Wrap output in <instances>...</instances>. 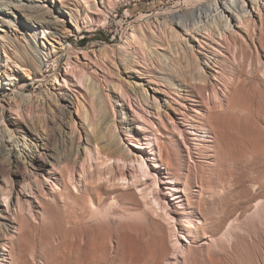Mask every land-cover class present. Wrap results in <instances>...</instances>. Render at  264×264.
Here are the masks:
<instances>
[{"label":"bare ground","instance_id":"obj_1","mask_svg":"<svg viewBox=\"0 0 264 264\" xmlns=\"http://www.w3.org/2000/svg\"><path fill=\"white\" fill-rule=\"evenodd\" d=\"M15 1L7 0V2L0 3V68L4 70L3 79L0 72V132H3L0 135V197L3 199L0 202V207H4L2 212L4 215H1L4 222L0 224V263L9 264L11 262V251L8 247L10 244L7 245L13 242V235H10L11 229L16 227L14 240L21 242L29 238L31 240L32 236L30 237V235L36 236L35 232L39 230L38 227L35 228V231L34 226L33 229L28 226V219L23 214L27 210L26 207L32 213L35 212V208H39L44 215L51 213L54 229L52 230L51 226L48 228L50 227V231L57 229L59 234L61 233L62 244L66 246L62 247L65 250L68 248L81 250L80 247L83 243L87 245L85 241L88 239L83 240L82 237L81 223H84L82 222L83 213H86V209L89 208L85 203L90 201L89 195L92 196V194L89 193L88 200L87 194L86 197L80 195L79 188L68 186L73 181L70 182L71 179L68 183L65 181L67 177L64 176L66 174L63 170L65 167L62 168L64 165L54 164L48 159V157L52 158L51 155L46 157V154L37 151V148L48 149L50 141L47 137H49V133L57 134L59 144L65 143L64 137L67 135L64 130L66 128L60 132L48 129L50 131L47 133L48 136L40 134L39 138L38 132L35 130L37 134L35 131L34 134L33 129L27 125L26 129L31 133V136L33 135L35 144L30 143L29 148L32 146V151L24 149L21 153L16 150L18 142H16L12 130L9 129L14 124L10 115L23 119L24 113L30 117L38 110L36 101L26 100V97L19 93H24L30 83L41 82L43 66L50 63L54 66L53 81L46 88L43 87L44 91L38 93L43 95L44 99V102L39 104L44 105V108L41 107L39 110H50L49 113H52V110L55 109L62 118L64 122L62 124H65V127L71 125L75 131L77 130V152L79 149L81 156L79 159L85 160V156L90 158L87 155L95 152L96 155L107 161H112L114 157L113 164L121 163L126 165L129 170H134L133 168L137 166L143 167V175L139 177L144 176L143 185L145 187L149 184L154 185L151 197L148 198L152 208L158 209L157 212L160 210V214L170 221V225L172 224L173 230L179 228L178 225L182 230H198L193 225L189 214L195 211L199 213L200 207L189 200V192L192 189L191 183H196L197 179L201 187L205 186L209 180L200 175V172L198 173L195 169L197 165L186 166L184 170L185 163L183 164L181 157L184 150H182V145L184 143L187 146L190 140L189 136H195L193 140L211 143L209 135L222 126V119L218 116L195 110V107L204 104V92H207L209 87L215 93L214 86L223 85L222 70L225 67L224 60L226 59H223L217 48L210 44L221 46V42L226 40L227 35L230 41H238L233 34L252 35L251 32L257 28L256 18L259 21V27L264 26V0H208L183 13L177 14L176 11L171 10L157 12L154 16L140 15L138 24L128 30L124 41L116 49V56L111 55L115 57H113L115 61L110 57L114 61H112L113 65H116L114 66L116 74H114L117 77V81L108 82L110 86L106 81L104 83L106 86H102L98 78L91 75L94 70H91L93 67L90 66H95L98 59H95L97 62L94 63V58L87 50L75 51L74 57L69 55L63 65L58 54L61 53L64 45L70 43V39L82 31L81 26L85 23L82 15L91 14L98 18L101 15L102 17V14L108 13L112 7H115V3L121 0ZM64 15H68L75 30L65 24ZM46 33L47 40H55L57 48L50 44L51 42L48 44L53 49L49 48V50L44 49L43 42L38 44V38ZM75 49L73 48V50ZM159 49L161 52L158 51ZM104 50H106L105 47L100 50L101 54L104 53ZM95 53L92 55L94 56ZM172 56L174 57L172 58ZM175 58L179 59L187 69L184 71V75L177 71L180 69H175L174 64L177 62H174ZM211 68H215L218 74L213 81L208 76V73L212 72ZM179 78H182L183 81L178 80ZM43 82L41 83L43 84ZM16 84H20V87L16 88ZM132 101L136 103L138 111L132 108ZM32 102L33 104H31ZM116 103L119 107L114 112ZM108 107L113 111V116H110L111 112L109 113ZM169 110L173 111V115H169ZM192 113L198 114V116L195 117ZM117 119L121 121L119 126H121L122 133L130 136L132 140L134 139L131 148L122 143L120 133L117 132L118 122H120L119 120L117 122ZM122 119L128 122V129L124 128L125 123ZM82 133L85 135V139L81 141ZM142 134L151 137V141L146 138V142L140 143ZM177 135H179V139L176 138ZM10 147L12 151H10ZM4 159L11 161L12 165L27 160L29 167L35 171L23 173L14 169L12 176L8 173L7 166L4 165ZM48 165L53 171H48ZM163 170L164 173H162ZM82 172L84 174V171ZM159 176L162 179L161 184L171 187L169 192L177 207L176 213L170 211L169 203L161 196L160 191L162 190L157 181ZM114 180L116 179L114 178ZM86 181L84 180L85 183ZM134 182L139 183L141 180ZM58 183L62 185L63 196L52 195V190L49 191L50 194L44 193L42 188L45 187L44 184H50L54 188ZM87 186V184L83 186V190L87 189L84 188ZM89 189L91 190V188ZM92 192H94L93 189ZM44 196L47 199H42ZM59 203H62L61 207H59ZM89 204L92 203L89 202ZM14 206L16 209L13 211ZM12 211H16L17 214ZM172 214L177 215V218ZM180 219L183 220L181 225L179 224ZM135 230L132 229L130 233L132 234L130 238L133 240L137 234V229ZM141 234L144 235L143 232L140 233V236H143ZM27 237L29 238L27 239ZM139 243L141 242L139 241Z\"/></svg>","mask_w":264,"mask_h":264},{"label":"rangeland","instance_id":"obj_2","mask_svg":"<svg viewBox=\"0 0 264 264\" xmlns=\"http://www.w3.org/2000/svg\"><path fill=\"white\" fill-rule=\"evenodd\" d=\"M206 1L208 0L118 1L114 5L115 7H112V11L110 10L109 14H102V17L100 15L98 18L91 14L82 15V19H85L84 25L82 24L81 26L82 31L70 39L69 44L64 45L58 57L63 65L69 55L74 57L77 51L87 50L94 58V63L97 62L95 59H98V64L90 66L93 67L91 70H94L91 75L96 76L102 86H106L104 84L106 82L117 81L115 75L116 67H114L116 65L112 63L114 56H116V49L124 41L128 30L138 24L140 15L154 16L157 12H169L171 10L176 11L177 14L179 12L183 13L188 9H193L198 4H204ZM4 2H7V0H0V3ZM11 2L16 1L11 0ZM63 20L65 24L70 25V29L72 28L73 30L74 28L75 30L68 15H64ZM256 23L257 28L251 32L252 35L233 34L238 41H230L227 35L226 40L221 42V46L210 44V46L217 48L223 59H226L224 60L225 67L222 70L223 85L214 86L215 93L209 87L208 91L204 92V104L200 107H195V110L200 113L218 116L222 119V126L209 135L211 143L193 140L195 136H189L190 140L187 146H185L183 141V145L181 143L182 150L184 149L181 157L183 164L185 163L184 170L186 166L197 165L195 169L198 173L200 172V175L209 180L206 182L207 184L205 183V186L201 187L197 179L196 183H191L192 189L189 192V200L200 207L198 209L199 213L195 211L191 213L192 215L189 214L193 225L198 230H182L179 225V228H176V230L174 228L173 230L172 224L170 225V221L162 216L163 214H160V210L157 212L158 209L152 208L148 198L151 197L154 185L151 184V186L149 184L150 186L147 185V188L143 185L144 176L139 178L140 175H143V167L137 166L133 168L134 170H129L126 165L124 166L121 163L113 164L114 157H111L112 161H107L102 159V157L100 158L95 152L87 155L90 158L85 156L86 161L82 159L84 164L82 163V160L79 159L81 157L79 149L77 152V130L75 131L71 125V127L69 125L65 127V124H62L64 123L62 118L54 107H52L54 109L52 113H49L50 110H39L41 107L44 108V105H39L44 102V99L43 95L41 96L38 93L42 90L44 91L43 87L46 88L51 84L54 75L53 64L44 65L43 80L41 81H44L43 84L41 82L30 83L24 93H19L26 97V100L31 101L33 99V102L36 101L37 108L39 107L38 110L30 117L27 116V113H24L23 119L10 115L14 124L9 129L12 130L16 142H18L16 143L18 145L16 150L19 153L23 152L24 149L32 151V146L29 148L30 143L35 144L33 135L31 136V133L26 129L27 125L33 129L32 132L34 134L36 131L38 132L39 138L40 134L41 136L49 135L47 137L48 141H50L48 142V149L37 148V151L44 155L46 154V157L51 155L52 158L48 157V159L54 164L64 165L61 167H65L63 169L64 173H66L64 176L66 175L67 177L65 181L67 183L70 179V182L73 181L68 186L79 188L80 195L85 196L87 194L86 196L88 197L89 193L92 194V196L89 195L91 198H87L88 200L90 198V201L87 200L88 203H85L90 208L86 209V211H90L86 212L87 214L83 213L82 216L84 217L81 216L84 218L82 219L84 223H81V233H83V236H81L83 240L88 239V241H85L87 245L83 243L82 246L84 247L81 246V250H72L68 247L65 250L62 247L66 246L62 244L61 233L59 234L57 229L52 231L54 224L51 213L44 215L39 208H35V212L32 213L26 207L27 210L23 214L28 219V226L30 228L34 226L35 231V228L38 227L37 229L39 230L35 232L36 236L30 235V237L32 236L31 240L27 237L29 239H25L22 242L14 240L16 238V227L10 230L14 243L7 244H10L8 247H10L11 251L10 258L12 263L10 262L9 264H264V26L259 27L257 18ZM42 36L38 38V44L43 42L44 49H53L48 42H51L50 44L57 48L58 45L55 40H47V33ZM104 47L106 50L101 54L100 50ZM73 48L76 49L73 50ZM158 51L161 52V49ZM91 52H96L95 54H99V57L95 54L94 56L98 58L94 57ZM108 56L109 58H107ZM110 57L114 58L111 60ZM178 60L174 59V62H178L174 64L176 66L175 69H180L177 71L184 75V71L187 69L184 68V64L180 60L179 64ZM174 62L172 61V63ZM211 70L212 72L208 73V76L213 81L218 74L215 68H211ZM0 72L3 79V68H0ZM16 75L19 76V74ZM105 77L108 79L105 80ZM178 80L183 81L182 78ZM19 87L20 84H16V88ZM27 96L31 97V99ZM135 104L132 101V108L138 111V107ZM117 105L116 103L114 112L119 107ZM175 107L178 106L176 105ZM108 111L109 113L111 112L110 116H113V111L110 107H108ZM168 113L170 116L173 115L171 110ZM192 114L195 117L198 116V114ZM122 121L124 120L122 119ZM119 123L121 121L118 122V126ZM124 123V128L128 129V122L124 121ZM56 125L58 127H55ZM48 129L50 131L54 129L56 132L65 129L68 132L64 130L65 135H67L64 137L66 142L59 144L57 134L49 133L47 135L50 132ZM117 129L122 143L131 148L132 144H134V139L132 140L130 136L122 133L121 126ZM2 133L0 132V135ZM50 135L53 137L51 138ZM82 136L81 141L85 139L83 133ZM141 138L142 141L140 140V143L147 140L151 141V137H147L145 134H142ZM146 138L147 140H145ZM92 151H95V149H92ZM22 162L12 165L11 161L4 159V165L5 167L7 166V171L12 176L14 169H18V171L23 173L35 171L29 167L27 160L23 162L24 164ZM48 171H53L49 165ZM82 171H84V174ZM164 172L163 170L162 173ZM124 176L126 180H124ZM160 177L157 181L162 190L160 191L161 196L169 203L170 211L176 213L177 207L174 205L169 192L171 187L170 185L161 184L162 179ZM135 180H141V182L136 183L134 182ZM86 184L88 186L84 188L87 189L83 190V186H86ZM44 185L45 187H42L44 193L50 194L49 191L52 190V195L54 194L57 197L58 195L60 197L64 195L61 183H58L54 188L50 184ZM89 188L93 189L95 193H91ZM99 189L101 190L99 191ZM38 190L40 191V189ZM86 190L90 191L85 193L87 192ZM85 197L84 201L86 202ZM44 198L45 196L42 199ZM92 198H94L93 201H91ZM2 200L0 197V202ZM89 202L92 204H89ZM34 204L37 206L36 203ZM61 204H58L59 207H61ZM3 208L0 207V224L4 222L1 219L4 215L2 213ZM15 209L16 207L14 206L13 211ZM13 211L12 213L16 212ZM158 215L161 216L158 217ZM172 216L177 218L175 214H172ZM40 223L43 225H40ZM82 224L84 225L82 226ZM179 224H183L182 219H180ZM48 226H51L52 232ZM131 228L134 231L137 229L138 235L136 234L134 240L130 238L132 235L130 234L132 232ZM141 231L144 233V235L141 234L144 237L140 236ZM128 232L129 234H127ZM130 251L133 252L132 256ZM138 255H140L139 258Z\"/></svg>","mask_w":264,"mask_h":264}]
</instances>
